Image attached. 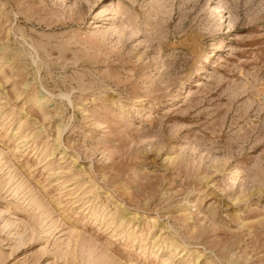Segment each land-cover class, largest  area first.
Wrapping results in <instances>:
<instances>
[{
    "label": "rangeland",
    "instance_id": "374dc122",
    "mask_svg": "<svg viewBox=\"0 0 264 264\" xmlns=\"http://www.w3.org/2000/svg\"><path fill=\"white\" fill-rule=\"evenodd\" d=\"M0 264H264V0H0Z\"/></svg>",
    "mask_w": 264,
    "mask_h": 264
}]
</instances>
